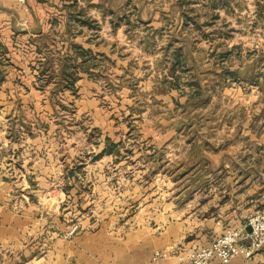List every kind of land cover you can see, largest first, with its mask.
I'll return each mask as SVG.
<instances>
[{
  "label": "rangeland",
  "instance_id": "obj_1",
  "mask_svg": "<svg viewBox=\"0 0 264 264\" xmlns=\"http://www.w3.org/2000/svg\"><path fill=\"white\" fill-rule=\"evenodd\" d=\"M84 4L83 30L94 41L106 38L116 60L97 58L109 71L88 74L97 85L76 93L57 91L52 79L36 88L44 100L26 99L31 88L11 94L23 100H9L6 123L9 200L4 189L0 208L10 212V224L53 225L51 209L69 225L68 239L160 237L166 225L173 235L196 195L212 189L224 204L228 183L238 178L252 181L237 193H246L250 208L260 205L264 154L258 159L255 144L264 130V0ZM107 140L118 146L115 153L101 150ZM104 161L107 180L117 173L131 183L121 189L122 200L98 196L95 174ZM74 174L82 178L78 185L64 184L63 175ZM57 190L65 194L60 207L49 199ZM257 212L264 209L248 217ZM146 228L154 233H141ZM26 241L36 246L40 239Z\"/></svg>",
  "mask_w": 264,
  "mask_h": 264
},
{
  "label": "crops",
  "instance_id": "obj_2",
  "mask_svg": "<svg viewBox=\"0 0 264 264\" xmlns=\"http://www.w3.org/2000/svg\"><path fill=\"white\" fill-rule=\"evenodd\" d=\"M84 9H87L84 0H28L24 5L16 0H0V194L2 206L4 189L7 191L6 201L9 200L7 198L9 179L5 174L9 161L8 151L5 148L10 141L9 126L6 124L11 118L9 111L12 104L9 100H23L11 94L16 93L18 89L31 88L33 97L26 99L44 100L45 98L36 95L39 84H42L43 80L47 81L43 76L40 77V62H45L47 59L54 60L49 72L59 76L62 71H65L59 61L60 58L71 55L76 58L77 64L82 62V59L77 57L74 46L91 51L98 59L103 56L116 60V52L112 45L105 41L106 38L102 36L103 38L94 41L93 37L83 30L81 22L84 19L82 17L85 14ZM114 25L107 26L111 30H116L117 26ZM105 43L110 44V49L104 48ZM103 64L104 62L92 66L89 70L79 68L81 79L76 83L77 90L87 84L97 85L95 82L89 83L88 74L109 71ZM95 67H97L96 70H94ZM66 100L73 99L66 98ZM249 135L248 132L246 136L249 137ZM258 137L255 147L259 159V155L264 154V130L258 134ZM104 148L102 147L101 150L103 151ZM101 150L99 152H102ZM108 163L104 161L100 165L101 172L99 170L97 174L94 173L99 186L98 196L103 195L104 200L113 198L119 201L127 195H123L121 189L131 183L126 184L123 179L118 181L117 173L107 180L103 170L109 168ZM114 169H118L115 164ZM63 179L64 184L66 179V184L78 185L82 178L81 176L76 178L74 174L72 178L63 175ZM251 181L238 178L228 183L231 192L224 196V204L218 203L219 197L212 189L203 193L204 196L196 195L194 203L187 204L188 208L185 207L184 213H180L177 234L171 235V226L166 225L163 226L160 237L150 234L149 237L128 235L115 241L111 235H102L98 242L92 243L83 233L68 239L64 237V233L69 225L61 221L60 210L58 212L48 210L50 218L54 223L56 222L53 225L43 224L40 221L42 219H38L39 221L34 224L26 225L21 223V220L19 224H10L7 218L10 217V212L2 207L0 208V264H186L179 258L183 252L200 250L208 246L227 229L241 226L245 218L257 207L264 209V199L260 201V205H253V208H250L252 200H245L241 196L246 193H237L239 189H249ZM253 184L261 185L255 180ZM62 190L69 198V189L68 192L64 188ZM64 197L65 194L57 190V194L49 199L60 207ZM114 213L118 214L116 211ZM23 217L26 219V216ZM144 232L154 233V230L146 228L141 231V233ZM28 235L36 236L40 242L36 246L27 242ZM158 251H163L165 256L156 262L153 258ZM238 262L246 263L242 258L238 259ZM263 262L264 249L247 264Z\"/></svg>",
  "mask_w": 264,
  "mask_h": 264
},
{
  "label": "built area",
  "instance_id": "obj_3",
  "mask_svg": "<svg viewBox=\"0 0 264 264\" xmlns=\"http://www.w3.org/2000/svg\"><path fill=\"white\" fill-rule=\"evenodd\" d=\"M24 5L28 0H16ZM251 228V231L247 229ZM75 227L71 234L76 231ZM264 249V212L251 214L239 227L230 228L219 235L211 244L200 250H188L179 258L186 264H240L242 258L247 264ZM165 254L156 252L154 261Z\"/></svg>",
  "mask_w": 264,
  "mask_h": 264
},
{
  "label": "trees",
  "instance_id": "obj_4",
  "mask_svg": "<svg viewBox=\"0 0 264 264\" xmlns=\"http://www.w3.org/2000/svg\"><path fill=\"white\" fill-rule=\"evenodd\" d=\"M220 1V0H217ZM223 3H228L229 0H222ZM75 53H77V57L82 59V62L77 64V60L75 57L68 55L66 57L60 58V62L63 65V68L65 71H62L59 76H54L51 72V69L53 67L54 60H46L45 62H40V77L43 76L46 80H52L56 79L57 91H71L73 93H76V83L79 79L78 73L79 68L89 70L92 66H96L97 57L92 54L91 51L85 50L81 48L80 46H74L73 47ZM175 56L176 62L180 63L182 53L181 51H177ZM176 64V63H175ZM174 64V65H175ZM118 146L113 143L111 140H107V146L103 150L104 153L112 154L115 153Z\"/></svg>",
  "mask_w": 264,
  "mask_h": 264
},
{
  "label": "water",
  "instance_id": "obj_5",
  "mask_svg": "<svg viewBox=\"0 0 264 264\" xmlns=\"http://www.w3.org/2000/svg\"><path fill=\"white\" fill-rule=\"evenodd\" d=\"M247 230H248V231H251V228H248ZM262 264H264V262H263Z\"/></svg>",
  "mask_w": 264,
  "mask_h": 264
}]
</instances>
